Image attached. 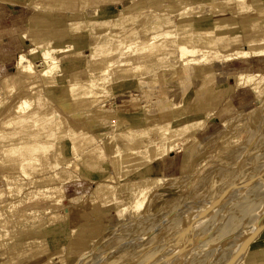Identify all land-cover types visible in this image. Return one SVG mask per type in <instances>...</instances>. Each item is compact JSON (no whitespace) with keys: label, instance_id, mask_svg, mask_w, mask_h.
I'll return each instance as SVG.
<instances>
[{"label":"rangeland","instance_id":"1","mask_svg":"<svg viewBox=\"0 0 264 264\" xmlns=\"http://www.w3.org/2000/svg\"><path fill=\"white\" fill-rule=\"evenodd\" d=\"M12 1L23 3L25 0ZM221 1L72 0L61 6L41 7L36 5L37 0H33L31 6L21 7L27 9L29 14L41 13L47 17L40 22L30 20L24 34L28 42L21 53L31 59L35 69H40L47 65L40 55L41 49L53 48L55 63L50 78L55 84L53 87L57 89H65L73 72H78L70 69L81 67L78 80H85L90 77V66L101 68L112 56L119 57L118 52H115L118 49H115L113 54L100 55L94 61L90 59L92 48L87 42L91 38L102 41L106 37L101 34L105 29L114 32V36L108 37V41L112 42L111 46L119 48L132 39L147 40L152 33V28L149 30L151 24L159 18L165 19L158 24L159 30L166 28L168 31H173L177 22L183 19L191 23L209 19L227 27H218L216 33L228 35L229 42L224 46L209 45L207 61L199 64L188 62V65H183L184 61L179 58H174L173 62L171 58L170 61L155 63L153 55L147 54L141 59L151 62L142 68L111 74V79H108L111 87L109 95L106 93V86L94 88L93 95L103 97L98 101H94L96 98H81L83 100L80 102L79 98L71 100L69 97L64 99L51 96L47 91L46 79L38 72L24 83L16 82L9 90L0 85V148L12 140H41L44 136V141L54 142V152L51 150L47 153L51 159L65 158L77 162L72 147L77 153L83 151L84 154L90 152L88 150L92 147L89 146L94 143L93 147L102 152L101 158L104 159L103 172L92 171L88 166L80 164L74 178H86L90 181H86L87 192L78 195L75 200L68 197L63 202L64 205H55L50 199H39L34 203L20 201L29 195L27 191L31 189V184L35 189V186L46 183L43 179L29 183L32 178H43L44 173H51L45 164L41 166L45 168L39 167L38 171L26 168L24 171L29 175L25 176L20 172L17 164L19 161L15 160H19V157H6L5 160L0 158V188H5L6 185L2 178L4 173L27 182L21 191L5 190L0 196V227H4L2 230H10L7 229L6 232L5 229L3 232L0 229V264H264V73L253 77V81L262 79L255 88L258 101L245 109H233L224 101V90L220 88L222 85L217 84L218 73L215 71L218 69L217 65L223 67L243 58L227 59L225 52L233 48H244V40L250 35H264V8L257 12L252 9L254 4L264 7V0H245V4L242 3L245 15L258 14L257 18L255 16L252 19L235 12L239 6L237 0H228L225 4ZM189 6L191 9L188 8L182 13V19L177 20L180 15L176 8ZM215 7L220 12L212 13L216 11ZM45 9L66 12L60 16ZM121 14L129 19L119 24L115 18ZM53 18L57 22L53 23ZM85 21L88 28L81 25ZM14 24L19 29L23 26L20 19ZM200 24L197 21L195 23ZM81 32L87 41L84 43V38H80L81 42H74L73 38ZM157 32L161 31L153 34ZM117 34L120 35L116 36ZM69 45L73 49L62 51ZM30 48H35L36 53H28ZM137 62L133 60L128 68ZM14 65L15 62L8 73L0 77V84L7 79V75L14 72ZM223 77L220 83L227 82ZM43 97L45 110L55 113L52 117H55V124L40 121L34 125L33 120L29 119L24 122L25 125L2 126L1 120L12 111V106L18 101L33 99L38 104L43 101ZM210 109H217L215 113L220 115L214 123V132L196 135L194 131L192 136L189 134L171 139L175 143L173 151H180L182 157L186 158V167L181 168L179 173L162 174L158 167L159 160L154 161L149 156L137 170L135 165L139 160L132 161L135 154L123 156L129 152L128 148L132 143L125 134L132 135L137 129L158 123L170 122L176 125L190 118L193 126H200L202 118L208 116ZM51 127L53 128L50 129ZM70 128L84 129L88 137L72 143ZM128 128H131L130 132ZM46 129H50V137L45 134ZM1 133L6 136L3 138ZM112 155L114 159L120 160H115L117 169L111 159ZM124 161L128 164L123 166ZM5 165L11 166L12 170ZM147 165H150L149 169L146 168ZM151 177H159L164 182L161 186L155 182L153 187L146 188V194L141 197H144L143 204L139 209H134L133 201L139 196V192L133 189L132 182L141 179V184H144ZM101 181L109 182L118 191L122 200L120 205L125 204L124 210H121L122 206L118 207L119 204L103 203L95 195V188ZM17 193L23 197L19 194L17 196ZM64 206L69 210L77 208L78 217L72 219L70 214L64 213ZM35 209L37 212L32 214L30 211ZM24 211L26 214L21 213V217L26 219L20 217L22 221L19 222L17 217ZM6 220L11 221L9 225Z\"/></svg>","mask_w":264,"mask_h":264},{"label":"bare ground","instance_id":"2","mask_svg":"<svg viewBox=\"0 0 264 264\" xmlns=\"http://www.w3.org/2000/svg\"><path fill=\"white\" fill-rule=\"evenodd\" d=\"M227 2H228V0H222L221 1V3H223V4H225ZM236 2L237 3L239 2L240 4L238 3L239 6L237 8V11H235V12H237V14L239 16H244L245 15V9L243 8L242 3L245 4V0H237ZM188 8H190V6L186 7V8L185 7H183V8L180 7L178 9L176 8V10H178V13L180 15L177 18V20L182 19L181 18L182 13L185 12L186 10H188ZM262 8H264L263 5L259 6L258 4H254V7H252L253 12L254 11H256V12L260 11ZM214 9L216 11H213L212 13L215 14V13L220 12L219 10H217V7H215ZM126 11H129V10H126ZM251 14L245 15V17L247 19H252V18H255V16L257 18V16H258V14H255V15H253V14L251 15ZM199 17H200V15H199ZM127 19H129V18L124 16L123 14H121V15H118L117 18H115V21H118V22H120L119 24H121L122 22L123 23L126 22ZM154 20H156V19H154ZM163 20H165V19L159 18V20H156L157 22L151 24V27L149 28V30L152 28V30H151L152 33L147 40L137 41L136 39H134V40L132 39V40H129L127 42H124L123 43L124 46H121L119 48L113 47V45L111 46L112 42L108 41V37L114 36V34H113L114 32L110 31V29H105L103 31V33H101V34L106 35V37H104V39L102 41L98 42L97 39L91 38L92 40L90 39L87 44L89 47L92 48L90 53H89V57L92 61L96 60L100 55H105V54L109 55L110 53L113 54L115 52H118L119 57L115 58L114 56H112V57H114V58H112L110 55L111 58L108 60V63L101 68L90 66L88 69V71H89L88 74L90 75V77L85 79V80L79 81L78 79L71 77V81H69L68 83L65 84L66 85L65 89L54 88L53 86L55 84L52 83L53 81L50 78L51 77L50 73L52 71V68H54L53 63H55V57L52 55L53 48H42L41 49L40 55L45 59L44 62H47V65L43 66L40 69H35L34 64L31 61V59L25 53H23V52L20 53L16 59L15 65H14V72L12 74L7 75L6 76L7 79L2 80L0 85L2 86V88L9 90L12 87H14V84L16 82L17 83H21V82L24 83L30 76H32L33 74L38 72L39 75H41V77L46 79V81L48 83L47 84V87H48L47 91L51 96H55V97L59 96L58 98H64V99L69 97L71 100H75L76 98H79L80 102H81V100H83L81 98H84V99L85 98H96L94 101H98L99 98L101 100V99H103V97L101 98L98 95H93V93L95 92L94 88L106 86L107 87L106 93H107V95H109V93H111V91H110L111 87L109 86L108 79H111V74H113L117 71H119V72L124 71L125 72L126 70H129L132 68H134V69L142 68L144 65L151 62V61L141 59L142 57L146 56L147 54H148V56H150L151 54L153 55V60L155 61V63L158 61H163V60H169L170 61L171 58H172V62H173L174 58H179V59L184 61L183 65H185V63H187V65H188V62L190 64L191 63L199 64V63H205L207 61V53L209 52V50H208L209 45H211V44L216 45L217 44V45H223L224 46V44L229 42L228 41V39H229L228 35L216 33V30L218 27H221L220 29H225L227 27H224L221 23H220L221 25H219L217 22H215V20L214 21H210L209 19L205 20V21L204 20L203 21L196 20L197 22H200L201 24L195 25L196 21L194 23H191V22L187 21V19L186 20L183 19L180 22L179 21L177 22L175 29L173 31H168V29H166V28L159 30L158 24L161 23ZM255 22H257V20ZM112 26H114V24ZM153 28H155V31H161V32H157V33L153 34V32H155ZM119 35L117 34L116 36H119ZM244 41H245V43H244L245 47L244 48H233L231 51L225 52L226 58L227 59L237 58V57H243L244 58V57H249L251 55H264V35L263 34L250 35L247 38H245ZM199 44H204L207 47H204V46L201 47ZM39 46H41V44H39ZM71 49H73V47L72 46L70 47V45H69L67 49H63L62 51H69ZM115 49H118V50H116L114 52L113 50H115ZM59 50H60V48H59ZM35 51H36L35 48H30L28 50V53H30V54L36 53ZM168 51H170V52H168ZM71 55H73V54H71ZM133 60H137L138 61L137 64L128 68V65L130 63H132ZM72 76H75V75H72ZM261 81H262V79H259V80L254 79V81L252 82V86H251L252 89L256 90L255 88L257 87V85ZM236 82H237V84H243V83L249 82V80L247 78H244L243 75H240L237 77ZM32 86H34V85L32 84ZM0 90H1V88H0ZM36 91H38V90H36ZM42 100L43 101H40V103H38V104H35V100H33V99H28V100L23 99V100H20V102L18 101V103L15 106H12L13 107L12 111L10 110L9 113L1 120L2 126L3 125L4 126L5 125H13V124L14 125L18 124V126H19V125H22L24 122H27V120H29V119H30V121H31V119L33 120L34 125H37L40 121H45V124L46 123H49V124L54 123L55 124V122H54L55 117L52 118L55 115V113L51 112L49 109L45 110L46 108L44 107V105H45L44 104V102H45L44 97L42 98ZM76 101H78V100H76ZM119 101H120V99H119ZM97 108H98V105H97ZM151 114H153V113H151ZM147 118H148V116H147ZM144 120L147 121L146 119H144ZM192 124L193 123H192V120L190 118V119H186V120H184L181 123L176 124V125H172V124H170V122H165V123H158L156 125H153V126H150V127L144 128V129H142V128L139 130L137 129L134 132H132L133 134L131 133L132 135H130V134L127 135V134H125L126 132L124 131V134L126 136H129V139H131L130 142H132V143L129 142L131 144L130 148H128L129 152L125 153L123 156H127L128 154L134 153L135 155L133 156L132 161L133 160H139L138 164L135 165V167H136L135 169H137V168L140 169V167H142L144 165V163L146 162L145 158H147L148 156L150 159H152V160L154 159V161H156V160H159L160 158H162L167 153L172 152L175 143L171 139L175 138L176 136H187L189 134L192 136V133L197 130V129L196 130H194V129L197 128V126H199V125L193 126ZM24 125H25V123H24ZM24 125H23V127L25 128ZM26 126H27V124H26ZM52 128L53 127H51L50 129H52ZM50 129H46L45 134L47 135V137H50V134H51ZM70 129L72 132L70 135V138L73 140L72 143H77V142H79L83 139H86L88 137V133H86L85 132L86 130H84V129H73V128H70ZM43 130H44V128H43ZM130 130H131V128L128 131L130 132ZM59 131H60V128H59ZM61 131H62V129H61ZM17 133H18V131H17ZM1 134H3V133H1ZM20 134L22 135V133H19L17 135L21 136ZM4 136H6V135L3 134L2 137L4 138ZM11 136H9V137H11ZM13 138H14V136H13ZM15 138H17V137H15ZM108 138H109V136H108ZM89 141H91V140H89ZM168 141H170V142H168ZM121 142H120V144H121ZM53 144H54L53 141H50V142L44 141V136H43V139H41V140H39V139H23V138L18 139L16 141L12 140V142H10L8 144H4L0 148V158L1 159L3 158V160H5L4 158H6V157L7 158L8 157L12 158L14 156L19 157V160L18 159H15V160H17V162L19 161V163H17V164H19V169L21 170L20 172L23 173L25 176L29 175L27 172H25L27 170L26 168H28L30 170H37L39 167H41L45 164L46 168H49L51 170V173H44L45 175L43 176V178L42 177H40V178L35 177L37 179L32 178L30 180L29 183H36L37 181L39 182V180L43 179V180H45L46 183H44V184L42 183L43 185L37 184L38 186H35V189L32 188L33 186L31 184V186H32V187L30 186L31 189H29V191H27L29 195H27L25 197L22 196L24 198L22 200L19 199L20 201H22V203H23V201L27 202V203H34L35 201H37L39 199H50L52 201V203L55 205H64L63 202L66 200V195H65V191H64V184L67 182L73 181V180H78L77 178L75 179L74 177L77 176L76 175V173H77L76 169H79L80 164H84V165L88 166L89 168L92 169V171H97V172H103L104 171V167L102 166V162H104V159L101 158L102 152L97 151L93 147L95 145V143L93 145L89 146V147H92L91 150H88L90 152H88V153L86 152L84 154H82L83 151L81 153H77L76 149L72 147L71 150L75 154L74 156H75L77 162H73L72 160L65 159V158L64 159H59V158L51 159L47 155V153L51 152ZM120 144H118V145H120ZM122 146H123V143H122ZM112 153H115V152H112ZM261 154L262 153H260V155ZM105 159H106V156H105ZM111 159H113V163H115L114 167L117 169L118 168L117 164H116L117 162L115 160H119V159H114L113 155L111 156ZM13 160H14V158H13ZM128 160H131V159H128ZM8 161H9V159H8ZM15 163H16V161H15ZM122 164L124 166L125 164H128V163H126L124 161V163H122ZM129 165L127 167H129ZM5 166H7V165H5ZM119 166H120V164H119ZM7 167H10L8 169L12 170L11 166L8 165ZM42 168H45V167H41L40 169H42ZM40 169H38V170H40ZM120 169L121 168H119V170ZM50 170L48 172H50ZM2 171L4 172L3 168H2ZM120 171H119V174H120ZM7 173H8V171H7ZM10 173L12 174V171ZM14 177H16V178H13V177L7 175L6 173H4L2 175V178H4V183H6V185L4 184L5 188H2V187L0 188V196H2L3 193H5V192H3L5 190L6 191L20 190L21 188H23L24 184L27 183V182L24 183L23 181H19L17 176H14ZM108 177H110V176H108ZM118 177L120 178L121 176H118ZM150 179L151 180L147 181L144 184H141L143 182L141 179L135 180L134 182H132V184L134 185L133 189L137 190L139 192L138 193L139 196H137L133 201V208L134 209H139L141 207V205L143 204L144 197L143 198H141V197L146 194L145 193L146 188L149 189L150 187H153L154 186L153 183H155V182L158 183L157 185H159V186H161L164 182V180H162L159 177L158 178L151 177ZM55 180L58 182H54ZM165 182L169 183V181H165ZM173 183H175V181ZM25 188L28 190L27 187H25ZM24 189H22V190H24ZM25 192H26V190H25ZM94 193L97 197H99L102 200L103 203H105V204L106 203H108V204H110V203L119 204L118 205L119 208L122 206L121 210L125 209V204L122 203L120 205V201H122V200L118 196V191L115 188H113V186L109 182H106V181L99 182L97 188H95ZM18 194L19 193H17V196H18ZM20 197H21V195H20ZM75 198H76V196L71 197L70 200H75ZM81 198H83V197H81ZM16 199H18V198H16ZM8 201H10V200H8ZM19 203H21V202H19ZM15 206H17V205H15ZM4 207H6V205ZM1 209H2V207H1ZM12 209H14V208H12ZM7 211H8V208H7ZM63 211L66 214H70V217L72 219H76L78 217L77 208L76 209L73 208V209L69 210L67 208V206H64ZM25 212L26 211L20 212V214L21 213L26 214ZM30 212H32V214H34V212H37V209L30 211ZM30 212H28V214ZM47 212H46V214H47ZM22 214L19 217H17V218H19L18 220H20L19 222L22 221L20 219V217L23 216ZM4 215L3 216L6 217V214H4ZM16 216H18L17 213H16ZM52 216H55V215H52ZM13 217H15V216L13 215ZM21 218L26 219V217L25 218L21 217ZM34 218H32V220ZM4 219H7V218H4ZM7 220L5 222H7ZM3 221H1V223ZM10 222L11 221L7 222L8 223L7 225H9ZM23 222H25V221H23ZM3 225H5V223ZM7 225H5V227ZM234 226H236V224ZM1 228H4V227H0V229ZM5 229H3V230H5ZM7 229L9 230V228H7ZM7 229H6V232L8 231Z\"/></svg>","mask_w":264,"mask_h":264},{"label":"crops","instance_id":"3","mask_svg":"<svg viewBox=\"0 0 264 264\" xmlns=\"http://www.w3.org/2000/svg\"><path fill=\"white\" fill-rule=\"evenodd\" d=\"M32 1L33 0H25L23 3H21L12 0H0V77L8 73V70L12 68L13 63L16 62V58L18 57V55L21 53V51H23V47L27 44L28 39L24 38V34L29 27L30 20L32 21L33 19L34 22H40L47 18L41 13L29 14L27 13V9L21 8L22 6H31ZM38 1L40 3H38ZM45 1L46 2L37 0L36 5L41 7H46L47 5H49L53 7L55 5L61 6L66 2H72V0ZM122 1L126 2V0ZM49 11H54L55 14L60 16H63L66 12L65 10ZM19 19L23 22V26L20 29L16 24H14ZM52 20H54L53 23L57 22L54 18ZM81 25L85 28L89 27L86 21ZM77 34L79 36L75 34L76 36L73 38V41L81 42L80 38H84L83 34L82 32ZM86 41L87 39L84 38L83 42L85 43ZM217 66L218 69L215 70L216 73H218L216 81L219 86L222 85L220 88L224 90V101L228 102V107H232L233 109H245L252 106L258 101L257 92L256 90L252 89L251 86L253 77L255 75L264 73V55H251L249 57L239 59L234 63L230 62L229 64H225L223 65V67L219 65ZM80 69L81 67L70 69V71L78 70L77 73L73 72L72 75L75 76L71 75L70 78L73 77L79 79L78 74ZM240 75H243L244 78H247L249 82L237 84L236 79ZM222 76H224V80L227 79L226 83H220ZM215 110L210 109L208 111V116H204L202 118L203 122L200 126L197 127V130L195 131L196 135H198V133H205L206 135H208L214 132V123L220 117V115H217V113H215L217 112ZM158 162V167L161 173L165 175H175L181 171V168L186 167V158L185 156L184 158L182 157L180 151H173L171 153H168L164 157L160 158ZM149 166L150 165H147L146 168L149 169ZM85 180L87 181L88 179L82 178L65 183L64 191L66 199L68 197H77L78 195L85 194L88 190L87 188H85ZM88 182L90 181L88 180Z\"/></svg>","mask_w":264,"mask_h":264}]
</instances>
